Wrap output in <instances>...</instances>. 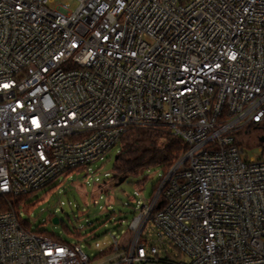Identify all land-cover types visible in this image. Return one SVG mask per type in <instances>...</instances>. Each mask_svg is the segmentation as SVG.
Listing matches in <instances>:
<instances>
[{
  "label": "built area",
  "instance_id": "2783aa9c",
  "mask_svg": "<svg viewBox=\"0 0 264 264\" xmlns=\"http://www.w3.org/2000/svg\"><path fill=\"white\" fill-rule=\"evenodd\" d=\"M264 0H0V197L88 167L133 128L185 151L102 264H264ZM0 264H92L0 202Z\"/></svg>",
  "mask_w": 264,
  "mask_h": 264
},
{
  "label": "rangeland",
  "instance_id": "374dc122",
  "mask_svg": "<svg viewBox=\"0 0 264 264\" xmlns=\"http://www.w3.org/2000/svg\"><path fill=\"white\" fill-rule=\"evenodd\" d=\"M60 2H69L72 7L76 5V0ZM261 131L264 133V129ZM255 132L258 133L251 130L241 135L244 158L263 156L264 143L257 140ZM119 150L120 143L88 167L61 175L53 183L57 184L56 188L36 192L33 199L38 201L37 205L21 207L24 218L34 223L45 222L44 226L51 233L71 243L78 242V239L66 225L72 231L73 228L79 229L82 234L79 242L92 264H102L96 243L104 247L114 241V236L121 241L128 235L132 219L140 207L150 201L164 174L162 167L153 165L139 174L129 175L122 182L114 179ZM55 216L59 223L53 222Z\"/></svg>",
  "mask_w": 264,
  "mask_h": 264
},
{
  "label": "trees",
  "instance_id": "16d2710c",
  "mask_svg": "<svg viewBox=\"0 0 264 264\" xmlns=\"http://www.w3.org/2000/svg\"><path fill=\"white\" fill-rule=\"evenodd\" d=\"M264 129V123H254L248 128L240 132V137L243 133H250L251 130H257L255 137L259 142L264 143V133L261 130ZM261 131V132H259ZM243 144V142H241ZM186 146L183 140L171 134L167 130L153 129V128H133L125 136L122 137L120 143V150L116 157L115 173L117 178L128 177L131 174H139L146 168L158 165L162 167L164 174L171 168L175 161L185 151ZM85 167H77L74 170H70L66 175L73 173L74 171L83 169ZM57 184H50L46 188L52 190L56 188ZM45 188V189H46ZM157 186L154 189V193ZM36 192H29L20 195H10L7 199L0 197V202L4 208L12 209L16 212L20 221L29 229L38 232L40 234L54 237L55 239L63 242L73 244L61 236L51 233L45 226V222L34 223L32 220L24 218L21 207L26 206L33 207L38 204V201L33 199ZM67 229L76 236L81 238V231L77 228L71 230L70 226Z\"/></svg>",
  "mask_w": 264,
  "mask_h": 264
},
{
  "label": "water",
  "instance_id": "95a60500",
  "mask_svg": "<svg viewBox=\"0 0 264 264\" xmlns=\"http://www.w3.org/2000/svg\"><path fill=\"white\" fill-rule=\"evenodd\" d=\"M114 178H117L116 174L113 176ZM126 179V177H119L118 181L122 182ZM53 222L54 223H59V218L57 216L53 217Z\"/></svg>",
  "mask_w": 264,
  "mask_h": 264
}]
</instances>
